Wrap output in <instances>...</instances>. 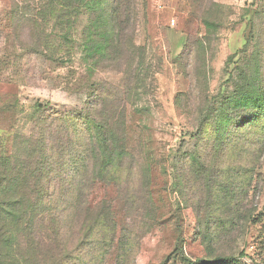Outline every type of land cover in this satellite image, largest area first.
<instances>
[{
  "label": "rangeland",
  "instance_id": "rangeland-1",
  "mask_svg": "<svg viewBox=\"0 0 264 264\" xmlns=\"http://www.w3.org/2000/svg\"><path fill=\"white\" fill-rule=\"evenodd\" d=\"M144 2L134 43L146 50L150 71L136 78L127 69L139 56L131 45L134 56L126 54L121 66L90 68L84 62L87 18L79 24L70 62L16 48L9 0H0V157L24 149L31 106L59 117L81 115L93 85L102 82L111 99L96 119L116 129L113 106L126 105L124 146L133 156L119 186L95 182L86 198L90 208L108 210L116 229L103 264H116L122 240L132 245L124 264H186L183 258L264 264V115L241 130L222 124L240 114H231L225 101L243 90L241 75L254 71L253 57L264 51V0H206L202 7L181 0L167 29L146 23ZM68 143L61 139L58 150ZM64 156L55 157L56 175L67 173ZM78 215L85 219V211ZM14 249L0 250L3 264L28 256Z\"/></svg>",
  "mask_w": 264,
  "mask_h": 264
},
{
  "label": "trees",
  "instance_id": "trees-1",
  "mask_svg": "<svg viewBox=\"0 0 264 264\" xmlns=\"http://www.w3.org/2000/svg\"><path fill=\"white\" fill-rule=\"evenodd\" d=\"M203 3L206 0H194L193 6L202 7ZM148 6L149 0H145L146 23ZM140 13V0H9L8 18L16 48L47 54L50 60L62 64L72 61L79 24L87 18L81 34L84 62L90 68L101 62L121 66L126 54L134 56L131 45L139 56L127 63V69L136 77L150 71L145 68L146 50L134 43ZM204 26L211 27L207 17ZM253 60L254 71L240 77L243 90L225 101L231 114H240L231 118L228 115L222 123L224 128L241 130L264 115V51ZM138 80L146 81L139 77ZM110 99V93L99 82L93 85L81 115L59 117L38 104L31 106V133L24 149L0 157V250L14 247L21 256V251L28 253L27 257L17 256L15 264H103L107 252L116 244V229L108 210L101 206L90 208L86 202L95 182L119 186L124 169L129 173V159L133 157L124 146L126 105L113 106L111 112H119V121L114 125L120 127L116 129L111 123L96 119ZM206 103L209 113L210 103ZM247 115L253 119L246 121ZM261 132L264 134V127ZM63 138L69 143L64 151H59ZM60 153L66 156L62 162L67 172L64 175H56L60 166L55 157ZM148 174L146 171L145 176ZM81 211H85L82 221L78 219ZM43 233L48 240L43 239ZM131 246L123 240L118 243L116 264L125 263ZM183 260L186 264L217 263Z\"/></svg>",
  "mask_w": 264,
  "mask_h": 264
},
{
  "label": "crops",
  "instance_id": "crops-1",
  "mask_svg": "<svg viewBox=\"0 0 264 264\" xmlns=\"http://www.w3.org/2000/svg\"><path fill=\"white\" fill-rule=\"evenodd\" d=\"M181 0H149L148 15L149 26L168 28V19L180 13ZM172 30V29H171ZM167 30V31H171ZM181 41H184L182 36Z\"/></svg>",
  "mask_w": 264,
  "mask_h": 264
},
{
  "label": "built area",
  "instance_id": "built-area-1",
  "mask_svg": "<svg viewBox=\"0 0 264 264\" xmlns=\"http://www.w3.org/2000/svg\"><path fill=\"white\" fill-rule=\"evenodd\" d=\"M171 25H172V26H174V25H175V21H174V20L171 22Z\"/></svg>",
  "mask_w": 264,
  "mask_h": 264
}]
</instances>
